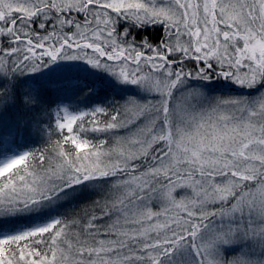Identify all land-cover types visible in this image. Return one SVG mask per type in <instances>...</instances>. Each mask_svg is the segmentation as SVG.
<instances>
[{
  "label": "snow or ice",
  "instance_id": "obj_1",
  "mask_svg": "<svg viewBox=\"0 0 264 264\" xmlns=\"http://www.w3.org/2000/svg\"><path fill=\"white\" fill-rule=\"evenodd\" d=\"M0 264H264V0H0Z\"/></svg>",
  "mask_w": 264,
  "mask_h": 264
}]
</instances>
